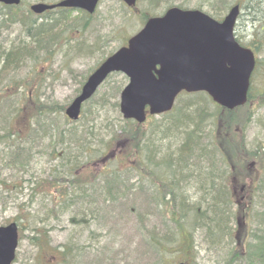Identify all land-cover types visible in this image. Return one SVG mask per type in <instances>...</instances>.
<instances>
[{"label": "trees", "instance_id": "16d2710c", "mask_svg": "<svg viewBox=\"0 0 264 264\" xmlns=\"http://www.w3.org/2000/svg\"><path fill=\"white\" fill-rule=\"evenodd\" d=\"M191 1H194L193 8L206 6L209 10L205 11L218 20L234 4L238 3L241 11L249 8L251 12L247 14L253 16L251 20H257L258 28L246 35L235 31L236 39L258 55L262 53L264 0H256L255 5H249L247 0L243 3L238 0H147L140 20L143 24L158 5L164 10L173 5L189 8ZM54 12L60 15L53 16ZM92 15L71 8L35 14L24 0L19 5L0 3V85L8 87V74L26 67L30 60L51 55L62 39L69 46L72 38L66 35L67 31L85 30ZM40 17L44 19L38 22ZM107 20H103V34L101 25L97 26L94 42L83 45L84 55L100 50L102 55L106 53L102 46L114 37L111 30H105L109 26ZM13 27L17 29V39H6ZM21 35L28 38L22 39ZM126 39L122 38V44ZM262 63L264 58L259 57L256 69ZM89 74H82L78 79L75 94ZM11 83L20 84L24 94L0 90V162L22 174L29 171L39 152L56 159V168L50 170L49 179L35 185L43 190L38 193L50 196L51 202L49 209L40 207L44 216L40 221L43 226L49 219L67 221L66 236L57 246L51 245L49 239H42L41 236H47L44 228L30 237L38 255L25 264H165L167 246L175 245L179 251L195 249L197 231H201L197 245L204 244L206 251L214 255L224 254L221 261L224 264H240L243 259L264 264V142L252 146L247 143L245 130L252 122L253 113L237 114L251 98L252 84L247 103L231 111L216 105L215 111L207 112L204 105L208 104L197 99L203 95L208 97L204 92H182L171 111L137 123L124 119L119 111L123 80L111 82L104 93L97 91L84 103L77 121L65 116L66 104L58 101L45 104L37 101L36 95L29 97L25 78ZM180 96H185L182 106L177 105ZM29 102L32 112L27 133L22 135L13 130L10 121L24 115ZM110 110L115 116L108 115ZM113 117L122 124L113 122ZM99 162L103 167L97 173L88 170L90 164ZM109 163L114 166L109 167ZM133 175L138 182L132 180ZM164 175L168 181L161 183L169 191L171 207L164 202L156 183L149 179L155 176L160 180ZM17 178L16 175L14 180ZM146 179L152 188L143 183ZM230 182L240 187L238 190L242 186L247 191L253 190L249 197L252 221L247 237L242 234L240 240L236 231L242 218L234 212L236 204ZM0 183L4 181L0 179ZM49 183L58 189L56 196L45 193L44 186ZM13 189L20 192L22 186L14 183L6 191ZM138 197L145 206L129 203ZM42 253L49 255L48 259H43ZM244 255L248 257L243 258Z\"/></svg>", "mask_w": 264, "mask_h": 264}, {"label": "rangeland", "instance_id": "374dc122", "mask_svg": "<svg viewBox=\"0 0 264 264\" xmlns=\"http://www.w3.org/2000/svg\"><path fill=\"white\" fill-rule=\"evenodd\" d=\"M24 1L25 4L29 6L31 3L39 0ZM238 1L240 3L245 2V0ZM247 1L249 2V5H255L256 3V0ZM193 2L194 1H191V3L188 5L189 8H193ZM146 4L147 0H139L135 8H128L118 0H102L95 13L92 15L93 17L90 20L89 27H87L85 30L76 29L75 31H67L66 35L72 38L69 46L66 44L65 39H62L51 55H46L44 59L41 58L36 61L30 60L27 62L26 67L8 74L7 78L10 80V84L8 85L5 92L8 94L20 92L24 94L23 87H20V84L11 83V80L18 81L22 78H25L26 83L29 85H26V87H28L26 91L29 93V97L36 95L39 98H36V100L43 101L45 104L49 103L50 101H58L62 104L69 103L74 97L76 89L79 86L78 79L81 78V76L88 74V72L90 73L92 69L94 70L107 53H112L118 47H120L122 44V38L129 37L140 29L142 24V21L140 20V14L141 11L146 8ZM122 5L125 9L122 7ZM161 6L162 5H158L154 10L152 9L151 15L161 14L164 10V8ZM201 10L205 11L209 9L204 6ZM247 11L251 12L249 8L241 11L240 17L238 18L235 27V31H238L241 35H246L253 32L256 28H258L259 25L257 20H251L253 16H249ZM52 15L58 16L60 13L54 12ZM104 18H107V22L109 23V26L105 28L106 32L111 30L114 34V37L108 43L102 46V49H105L106 53L102 55V50H100L95 51V53L92 55H84L83 45L89 44L90 46V44L94 42V35L98 34L96 29L97 26L101 25L100 33L103 34ZM259 18L260 17L257 19ZM42 19L44 18H38V22H40ZM17 36V29L13 27L8 31L6 39L15 38L16 40ZM22 36L23 35H21L20 38H22ZM257 56L258 59L259 57L264 58V49L262 50V53L259 55L257 54ZM254 74V77H252V96L248 103L237 112L238 115L246 114L248 111L251 112L250 115L253 113L252 122L248 130H245V137L247 143L250 146L256 142H264V63H262V65L256 69V73ZM118 80H123L124 85L127 82V78L123 74L115 73L99 87L98 94L104 93L109 88L111 82ZM6 82L8 81L6 80ZM180 99L181 100L177 102L178 106L183 105L185 96H182ZM197 99L202 101L203 104H208L204 105L207 112H213L217 109L216 104L205 95L199 96ZM31 112L32 104L29 102L28 108L25 109L24 115H20L17 120L15 119L16 117L11 119L10 126L13 128V130L25 135L28 130V122ZM108 115L115 116V112L110 110ZM112 120L113 122H118V125L122 124L117 119H115V117H113ZM99 121H101V119H99ZM116 126L117 124H114V127ZM54 127L56 128L55 124ZM102 134L104 135V132H102ZM55 137L56 131H54V138ZM45 144H47V141ZM115 152H118V150L116 149ZM109 164V167L111 168L114 166L112 163ZM56 165V159L51 160L45 157L44 153L41 152L37 153L33 163L28 168L29 171L27 173L17 174V171L15 172L7 169L0 162V179L4 181V183H0V194L1 197H3L0 200V225L7 224L11 221H16L19 226L20 241L18 244L17 260L13 264H25L29 262V260H33L35 257H37L38 249L32 244L30 237L35 235L36 232H39V230H43L42 228H44V230L47 232L46 237L41 236L42 239H49L51 245H59L66 236L65 231L67 229V221L65 218H61V221L59 222L49 219L45 222L44 226L42 225L40 220L44 218V216L39 210L41 206L46 209L50 208V196L38 193L43 192V190L40 191L38 190V187L35 188L36 182L39 183L43 179H49V172L50 170H53V168H56ZM102 167V162H99L92 165L90 164L88 170L97 173L100 169H102ZM168 174H166L167 177H169ZM16 175L18 178L14 180ZM20 175H22V178ZM253 175H255L254 172L252 173V176ZM167 177L164 175L161 176L160 180H158L155 176H152L149 177V179L156 183V189H158L161 195L164 197V202H166L168 207H171L173 203L170 200L168 193L169 191L165 188V185L161 183L167 182ZM29 178L31 179L29 183L27 180H24ZM132 180L138 182L137 176L133 175ZM147 181L148 179L143 181V183H145L146 186L152 188V184L148 183ZM247 181L248 183L250 182V180ZM14 183L22 186V191L19 192L17 189H13L11 192L6 191V188L12 187ZM44 187L45 193H51L55 196L58 194V189L52 187L51 183H49V185H45ZM230 187L233 189V199L236 204L234 212L237 211L238 217L242 218V221L239 223L236 231V235L240 240L242 234L245 236V238L247 237L250 223L252 221V215L249 208V197L253 193V190L251 189L250 191H247L245 186H242L241 190H238L240 187H235L233 182H230ZM31 196L32 202L30 201ZM129 203L133 205L139 203L142 206H145V202H141L139 197L138 199H135V201L130 199ZM35 227L39 229H33ZM200 236L201 231H197L195 233V249H193V251H179L178 247L175 245L167 246V262L165 264H176V262L180 261V259L184 260L186 264H218L217 261H219V264H224L221 262L225 257L224 254L220 256L217 254L214 255L213 253L206 251L204 244L202 245L203 247H201L199 243L197 245V238ZM41 255L43 259H48L49 257V255L46 253H42ZM247 257V255L243 256V258ZM248 263L251 264L252 261L247 262L245 259L240 261V264ZM252 264L258 263L253 262Z\"/></svg>", "mask_w": 264, "mask_h": 264}, {"label": "water", "instance_id": "95a60500", "mask_svg": "<svg viewBox=\"0 0 264 264\" xmlns=\"http://www.w3.org/2000/svg\"><path fill=\"white\" fill-rule=\"evenodd\" d=\"M99 1L35 2L29 8L36 14L55 7L93 13ZM122 1L131 7L137 0ZM20 2L0 0L6 5ZM238 14V4L221 21L199 9L173 6L161 16L149 17L126 45L106 57L88 76L78 95L65 108L66 116L76 121L83 103L113 72H122L128 78L120 92L119 111L123 118L138 123H143L147 114L171 110L181 91H205L227 110L245 104L256 59L250 48L235 39ZM18 241L16 222L0 226V264L13 263Z\"/></svg>", "mask_w": 264, "mask_h": 264}, {"label": "bare ground", "instance_id": "6f19581e", "mask_svg": "<svg viewBox=\"0 0 264 264\" xmlns=\"http://www.w3.org/2000/svg\"><path fill=\"white\" fill-rule=\"evenodd\" d=\"M26 38H28L27 35H23L22 36V39H26ZM2 89L6 90L7 87H5L3 84H1L0 85V90H2ZM79 218H80L81 222H84L85 219L83 220L82 217H79Z\"/></svg>", "mask_w": 264, "mask_h": 264}]
</instances>
